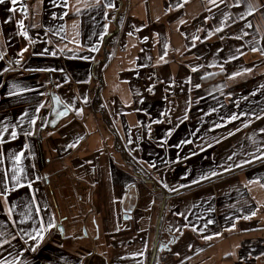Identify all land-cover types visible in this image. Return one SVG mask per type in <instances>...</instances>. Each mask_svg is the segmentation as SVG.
I'll use <instances>...</instances> for the list:
<instances>
[{
	"label": "crops",
	"instance_id": "0c3cea01",
	"mask_svg": "<svg viewBox=\"0 0 264 264\" xmlns=\"http://www.w3.org/2000/svg\"><path fill=\"white\" fill-rule=\"evenodd\" d=\"M0 264H264V0H3Z\"/></svg>",
	"mask_w": 264,
	"mask_h": 264
},
{
	"label": "rangeland",
	"instance_id": "374dc122",
	"mask_svg": "<svg viewBox=\"0 0 264 264\" xmlns=\"http://www.w3.org/2000/svg\"><path fill=\"white\" fill-rule=\"evenodd\" d=\"M118 155H120V157H119V159H117V161H120L121 163H124V161H123V155H121V154H118Z\"/></svg>",
	"mask_w": 264,
	"mask_h": 264
},
{
	"label": "snow or ice",
	"instance_id": "6c2138e0",
	"mask_svg": "<svg viewBox=\"0 0 264 264\" xmlns=\"http://www.w3.org/2000/svg\"><path fill=\"white\" fill-rule=\"evenodd\" d=\"M3 2V0H0V3H2Z\"/></svg>",
	"mask_w": 264,
	"mask_h": 264
}]
</instances>
